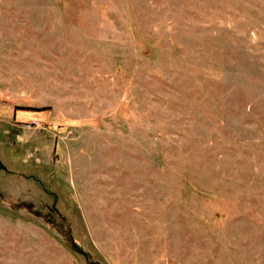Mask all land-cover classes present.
Listing matches in <instances>:
<instances>
[{
  "label": "rangeland",
  "instance_id": "1",
  "mask_svg": "<svg viewBox=\"0 0 264 264\" xmlns=\"http://www.w3.org/2000/svg\"><path fill=\"white\" fill-rule=\"evenodd\" d=\"M0 166V264H264V0H0Z\"/></svg>",
  "mask_w": 264,
  "mask_h": 264
},
{
  "label": "trees",
  "instance_id": "2",
  "mask_svg": "<svg viewBox=\"0 0 264 264\" xmlns=\"http://www.w3.org/2000/svg\"><path fill=\"white\" fill-rule=\"evenodd\" d=\"M3 167H5L4 165H2ZM2 166H0V167H2Z\"/></svg>",
  "mask_w": 264,
  "mask_h": 264
},
{
  "label": "built area",
  "instance_id": "3",
  "mask_svg": "<svg viewBox=\"0 0 264 264\" xmlns=\"http://www.w3.org/2000/svg\"><path fill=\"white\" fill-rule=\"evenodd\" d=\"M29 125V124H28Z\"/></svg>",
  "mask_w": 264,
  "mask_h": 264
}]
</instances>
